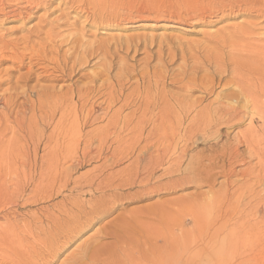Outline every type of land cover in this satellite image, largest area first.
<instances>
[{"label":"bare ground","instance_id":"1","mask_svg":"<svg viewBox=\"0 0 264 264\" xmlns=\"http://www.w3.org/2000/svg\"><path fill=\"white\" fill-rule=\"evenodd\" d=\"M70 1L74 4L79 0ZM124 2L131 11L130 14L126 11L129 16L123 21H138L140 26L163 22L173 28H182L191 23L218 20L220 15L221 18L238 16L243 11H254L256 22L240 23L226 30L230 31L229 37L220 32L223 37H215L210 45L212 50L207 51L204 57L201 55L202 60L200 55L198 59L194 54L197 60L191 54H184L197 61L192 67L187 66V70L179 69L182 73L173 78L166 76L165 70L166 75L155 71L156 66H151L155 71L152 78L153 70L151 73L146 70L142 77L145 85L136 95L131 92L132 95H125L127 79L132 75L123 70L112 84L114 91L102 104H97L96 99L107 96L103 92L104 86L97 85L95 76L88 75L90 81L84 71L85 66L92 63L91 58L103 60L108 52L98 53L99 49L80 42L81 38L71 37L74 40L70 39L68 43L71 46L81 44L77 50L81 48L84 53H70L75 48L73 46L70 50L67 48L64 55L65 47L58 45L61 40L53 36L54 28L49 27L45 33L43 25H38L28 36L15 40H7L0 35V193L4 191L5 194L0 200V264H56L57 261L59 264H182L184 253L198 252L196 247H183L182 238L187 232L176 208L180 206L179 199L170 202V212L167 211L169 202L159 201L132 210L123 206L143 202L163 192H177L191 185L199 188L207 185L213 189L221 176L229 182L231 177L245 171L236 170L238 163L246 162L239 151L242 143L258 156L259 142H264L260 137V133H264V27L257 20L264 23V0ZM45 4L43 0H0V20L30 19L34 11ZM210 5L215 6L212 11H209ZM101 11L89 12L91 15L87 18L96 24L100 20L118 22L119 17H106ZM38 23L41 24V20ZM141 41L140 37L130 42L126 53L132 48L136 55ZM143 47L147 50L148 44ZM159 54L160 63L162 57ZM175 56L172 55L173 58ZM172 57L169 59L173 60ZM163 62L167 67L168 63ZM165 66L163 68L167 70ZM100 74L109 76V69L106 67ZM169 82L177 85L181 93H168L166 87ZM228 88L231 91L226 93ZM197 89L202 90L203 96L193 98ZM218 89L223 90L218 93ZM241 101H244L243 105ZM120 103L119 111H114ZM125 108L133 109L131 115H123ZM135 119L137 123L133 127L131 122ZM256 119L263 122L261 128L250 126V132L235 135V141L230 139L229 146L222 152L215 150L210 156L202 154L203 151L198 152L202 155L200 159H206L208 163H198L194 159L196 162H186L189 167L183 169V161L190 154L189 142L199 138L210 139L211 134L215 136L222 127L232 128L236 122L244 120L253 124ZM106 120L99 142L95 143L93 133L86 130ZM150 122L151 125L148 124ZM131 136H139L138 142H141L140 138L148 141L151 138L177 137L185 143H181L180 150L173 148L172 144L173 149L155 148V144L149 147L148 143L136 145V140L134 146L127 147ZM93 162L101 164L86 175H79ZM221 193H215V197ZM232 198H229V207ZM252 198L255 199L254 196ZM199 199L193 197L188 201L193 222H196V212H200V208L197 211ZM33 207L36 209L32 210ZM111 216L114 217L105 225L99 229L96 227ZM88 232L93 233L85 238ZM76 244V248L66 254ZM189 264H193V259Z\"/></svg>","mask_w":264,"mask_h":264},{"label":"rangeland","instance_id":"2","mask_svg":"<svg viewBox=\"0 0 264 264\" xmlns=\"http://www.w3.org/2000/svg\"><path fill=\"white\" fill-rule=\"evenodd\" d=\"M65 1H67V0H43V4L47 3V5L45 4V6H40L39 9H36V11H34V13L32 14V18L26 19L24 21H21V20L18 21L14 18H10L11 20H9V18H8V20H7V18L2 19V21L0 20V35L5 37V39L7 38V40L8 39L9 40H13V39L15 40V38L19 39L20 36H21L20 38H22L23 36H28L30 31H33L34 28L36 29L38 27V25H40V26L43 25L42 28H43V31H45V33L51 27H53L54 28L53 32L54 33L56 32V34L53 33V36H55L56 38L58 36V38H57L58 41L61 40V41L65 42L64 44L66 46L64 44H61L62 43L61 41H59V42L57 41L59 43L58 44L59 46L63 45L65 47V50H64V47L61 46V50L62 49L64 50V53L62 51V53L64 55L73 46L75 48L70 53L73 52L72 54H74L75 51L76 52L79 51V52H81V54L84 53L83 49H81V48L79 50H77L79 48V45H81V44H78V45L76 44L77 46L74 44L71 46V44L68 43V41H70L71 37L72 38L74 37V39H80L81 38L82 40H80V42H83L86 45L88 44L87 46H89L91 48H95L96 50L99 49L98 53L108 52L107 53L108 56L105 58H102L103 60H100L96 57H93V58H91L92 60L90 59V61L92 63L85 66V68H86L84 71V72H86L85 74L87 76L90 75L91 77H94V76H95V78L97 77V79H98V80L96 79L97 85L104 86L103 92H105L107 95L105 97H98L96 99L97 104L104 103L105 100L108 98L109 93L111 91H114L112 84L115 82V80H117L116 78H118L120 76V74L123 73V70H125V71L128 70L127 72H129L130 75H132L131 77H129L127 79V84H126V87L124 90L125 95L126 96H128L129 94L130 95H132V94L136 95L135 93L138 92L139 89L145 85L144 81L142 80L144 73L150 72L152 69L153 71H152V74L150 75L151 78H152V75L155 71L162 72L165 75L167 73L168 75H166V76H169V78H173L176 76V74L178 75V73H182L181 72L182 70L189 69L187 66L192 67V65H194V62L197 61L199 59V57L201 58L200 60H202L204 55H206L205 53H207V51L209 53L212 50L211 47H213V46H210V45L214 41L215 37L216 36L217 37L219 36V38L223 37L222 35H220V32L222 34L224 32V36L226 35L229 37V35H227V34H230V31L228 32L226 30L232 29L235 26L239 25L240 23L246 25L249 23L256 22V19L254 18L256 13L254 11H246V12L243 11L242 12L243 14L239 12L238 16H234V15H237V14H234V15H231L228 17L226 16V17L221 18V15H220L218 20L217 19L208 20L209 24H207L208 22H206V23H191V25L190 24L185 25V26H182V28L181 27L173 28V26H171L170 24H165L163 22L153 23V24L150 23L148 26H140L141 24H139L138 21L137 22L133 21L130 23H128V21H123L125 18H127L129 16L126 11H129V14L131 11L128 8L129 6H127V4L124 2V0H91V1L79 0L78 3H74V4L70 0H68L67 2H65ZM100 1L102 2V4ZM99 3L103 7L101 5H99ZM250 3H253V1ZM81 5H83V6L85 5V6L83 7ZM91 7L93 8V10ZM213 7H215V6H213ZM213 7L211 6L209 8V11H212L213 9L211 10V8H213ZM102 8H104V9H102ZM86 10H87V12H86ZM81 11H83V12H81ZM95 11H98V12L101 11L102 13H105L106 17H108V15H110L111 17L113 15H115L116 19L119 17L118 18L119 20H118V22H107V23H105L106 20L105 21L100 20V22L96 24L93 22L92 19L87 18L88 15L89 16L91 15V13H89V12L94 13ZM132 11L134 12L135 9H133ZM207 11H208V9H207ZM120 16H121V18H120ZM111 17H109V18H111ZM112 18H115V17L113 16ZM40 20H41V24L38 23V22H40ZM43 20H45V21H43ZM214 20H216V21H214ZM120 22H121V24H120ZM257 22L259 23V25L261 23L262 26L264 27V23H262L261 19H258ZM66 23L69 26L71 24V26L70 27L67 26ZM58 25H59L60 29L57 28ZM60 25H62V26H60ZM66 26L68 28H66ZM26 33H28V34H26ZM76 33H77V35H76ZM33 35H31V36L34 39L35 35L34 36ZM69 35H71V36H69ZM140 37H141L142 41H141V43H139L140 44L139 47L140 48L142 47V49L140 50V48L138 47L136 55H135V51H133L132 48H131V50L133 51L132 53H131V50L126 53L127 45L130 42H134V39L136 40L137 38H140ZM74 39H71V41ZM130 39H132V40H130ZM144 41H147V42L144 44L143 43ZM69 44L71 47L69 46ZM142 44H144V45L148 44L147 50L145 47H143L144 45H142ZM67 48H68V50H67ZM184 48H185V50H184ZM202 48H204V49H202ZM161 51H162V53H161ZM183 51H184V53H183ZM62 53H61V55H63ZM159 53L161 54V57L163 58V60L161 58L160 63H159V59L157 57V55ZM169 54H170V56H169ZM184 54H189V55L191 54L190 56L193 55L196 59L199 55L200 56L196 60L194 57L189 58V55H188V58L190 59V61H189L187 58V55L184 56ZM194 54H196L197 57ZM172 55H176L175 56L176 58H173ZM201 55H203V57ZM168 56L170 58L172 57L173 60L169 59ZM153 57H155V58H153ZM185 57L187 59H185ZM123 58H124V60H122ZM183 58H184V60H183ZM119 60H122V61H119ZM168 60L173 61V62L169 63ZM186 60L189 61V64H188V61L186 62ZM124 61H125L126 66L124 65ZM162 61H164L165 63L167 62L169 66L167 65V67H166L164 64H162ZM184 61L187 64H184L183 63ZM160 64H162V66H160ZM183 64L185 66H183ZM163 65L168 69L166 70L165 68H163L164 67ZM180 65L183 67H181ZM146 66H147V68H146ZM148 66H150V67L148 68ZM151 66L152 67L154 66V68L156 66L155 71L153 68H151ZM103 67H104V69L106 67H107V69H109V73H110L109 76H103L100 74V72H102L104 70ZM117 68H119V69H117ZM124 68H126V69H124ZM148 69H149V71H148ZM146 70H147V72H146ZM164 70L166 71V73H164ZM141 74H142V76H141ZM172 75H174V76H172ZM90 76H88L89 79L91 78ZM102 76H103V78H102ZM109 77H110V79H109ZM124 77H126V76H124ZM148 80L149 79H146V81H148ZM87 81L89 82V80H87ZM90 81H91V79H90ZM96 82L94 84H96ZM110 86H111V88H110ZM218 90L219 91H217V92L219 93L223 89H218ZM116 91H119V88H116ZM166 91L168 93H172V94H177L179 92L181 93L179 87L177 85L171 84V82L168 83V86L166 87ZM195 91L196 92H194L193 98H199V97L203 96L201 89H197ZM230 91H231V89L228 88L226 93H229ZM214 98H215V96L210 97V100H213ZM240 104L243 105L244 101H241ZM121 105H122V103L116 105V108L114 107V111H117V110L119 111V109L121 108ZM132 110L133 109H131V108L130 109L125 108L122 111L123 113L126 111L123 115H125V114L131 115L130 113H132ZM107 122H108L107 120L103 121L101 123L98 122V123H95V125L93 124L92 126L87 128V130H86L87 132L91 131L93 133V139H94L95 143L99 142L101 129L107 125ZM123 123H120V124L123 125ZM136 123H137L136 119L131 122L133 127H135ZM148 124L151 125V122ZM186 124H188V121L186 122ZM235 124H236V126H234L232 128H229L227 126H225L224 128L222 127L219 130V132H216L217 135L215 134V136H214V133L211 134L210 139H208L209 137H206V138L196 139V141L195 140L191 141V143L189 142V148H188L189 152L188 153H190V154H188V157L185 158V161H183V169L188 168L189 164L191 162L194 163V162L198 161V163H200V161L201 162L203 161L204 163H208V161L206 159L205 160L200 159V157L202 158V155H200L201 151H203L202 154L206 153L205 156H210L215 150L222 152L223 148H224V150H226L225 148H227L229 146L228 141L230 139L232 140V142H234L235 141L234 138H236L237 135L243 134V131H244V133H246V132H250L252 130V128H254V127L261 128L263 126V122H261L260 119H256L253 122V124H251V122L247 121V120H244L242 122H236ZM250 126H253V127L251 128ZM247 129L248 130L250 129V130L247 131ZM261 130H263V129H261ZM97 133H99V134H97ZM218 133H219V135H218ZM239 133H241V134H239ZM261 133H263V132H261ZM261 133H260V137H261V141H262L264 139L263 138L264 133L262 135H261ZM97 135H99V136H97ZM212 135L214 137H212ZM133 137H132V139H134V141L131 139L130 142L128 144H126L127 147L134 146L133 143L137 141L136 145L138 143V145L145 146L148 143L149 147L154 146V144H155V148L170 149L172 147L173 148L176 147L180 150L182 148L181 143L182 144L185 143L184 140L181 139V141H180V139H178L177 137H165V139L159 138V140H158V138H151L148 141L147 140L143 141V139L140 138L141 142H138L139 136H136L137 138L136 137L133 138ZM160 139H162L163 142L164 141H166V142L163 144V143H161L162 140L160 141ZM166 139H168V141ZM173 139L174 140L177 139L178 140V141L176 140L177 143L175 141H173ZM131 141H133V142H131ZM174 142H175V144H174ZM171 144H172V147H171ZM260 144H261V142H259L258 150H256V152H259L262 157L259 155V153H258V156H257V153H252L249 150V148L247 146H245L246 145L245 143H242L239 145V149H240L239 151L241 154L244 155V158H246V162H244V163L241 162V164L238 163L241 166L237 164L236 170L239 172V171H243V169H244L246 172L245 171H243L241 173L239 172L237 176L231 177V179H229L230 181L232 180L231 183L232 182L234 183V181H235L234 184L232 183L233 185L230 183V181L228 182V179L226 181L225 176H221L215 182L213 189L210 186L208 187L207 185L202 186L201 188H199L196 185H194V186L191 185V186L184 187L183 189H179L177 192H165V193L163 192L162 194L155 195L152 198L145 200L143 202L133 203V204H125L123 207H124V209L132 210L134 208H140V206L144 207V205L145 206L153 205V204L160 201L163 203L169 202V204H167V211L170 212L169 209L172 208V205L170 204V202L173 201L174 199H179L180 200V206H176V208L179 212V219L183 221V224H184L183 229H184L185 233L186 232L188 233V234L186 233V236L184 235V237L182 238L183 247H185L184 249H186V247L193 246V247L197 248V252H198V253L195 252V253H187V254L184 253L183 259L184 258L189 259L190 257H192L190 260L193 259V264H198V263L199 264H264V157H263L264 156V154H263L264 153V146H263L264 142L262 143L263 145L262 144L260 145ZM163 145H165V146L163 147ZM190 146H192V148ZM220 146H222V148H220ZM260 148H261V151L263 150L262 151L263 153L260 152V150H259ZM190 150H191V152H190ZM198 152H200V153H198ZM251 155H253L252 158H251ZM190 156H192V157H190ZM256 156L259 157V159ZM253 157H254V159H253ZM197 158H199V159H197ZM186 162L189 164H187ZM91 164H89V166L85 167L83 169V171L81 170L82 172H80L79 175H81V174L86 175L85 173H87L88 171L93 169V167H96V165L99 166L101 163L93 162ZM221 164H222V162L220 163V165ZM251 165H252V167H254L253 170H252ZM237 167H238V169H237ZM248 167H251L250 170ZM242 174H244V175H242ZM248 174H249V176H248ZM245 176H247V177H245ZM224 183H226V184H224ZM228 183H230V184H228ZM230 186H232L233 188ZM225 187L229 190L230 193H228V190ZM1 189L4 190V188H1ZM224 189H226V192H227V193L225 192L226 194L224 193V191H225ZM213 191L215 193H219V192L221 193V191H223L224 194L223 193H221V195L217 194V196L215 197V193H213ZM232 193H233L234 197L232 196ZM253 193H255V195ZM229 195L232 196L233 198L230 197ZM4 196H5V194L3 191L0 193V200ZM202 196H207V197H202ZM253 196H254V198L256 196H258V197L253 199L252 198ZM193 197L194 198H196V197L200 198L199 199L200 201L198 203L199 206H197V208H198L197 211L200 208V210H199L200 212H198V214L196 212V222H193V219H192L191 214H190L191 209L189 208V205H188V204H190V203H188V201H191L193 199ZM201 198H205V200L201 199ZM229 198L233 199V200L231 199L232 202H230L231 205L232 204L233 205L232 206L230 205V207H229V200H230ZM201 200H203V202ZM170 206H171V208H170ZM123 207H122V209H123ZM174 208H175V206L173 207V209ZM34 209H36V208L33 207L32 210H34ZM112 217H114V216L105 218V220H102L96 227L99 229L101 226L105 225L107 223V221L111 220ZM106 219H108V220H106ZM96 227L94 228V230L97 229ZM92 233L93 232H88V234H86V236H84V237L88 238ZM77 245L78 244L72 246L66 254L73 251ZM65 258H66V255L61 258V262H63V260ZM185 259L182 261V264L183 263L189 264L190 260L187 259L185 261ZM195 259H196V263H195ZM197 261H198V263H197Z\"/></svg>","mask_w":264,"mask_h":264},{"label":"snow or ice","instance_id":"3","mask_svg":"<svg viewBox=\"0 0 264 264\" xmlns=\"http://www.w3.org/2000/svg\"><path fill=\"white\" fill-rule=\"evenodd\" d=\"M56 264H59V262L57 261Z\"/></svg>","mask_w":264,"mask_h":264}]
</instances>
